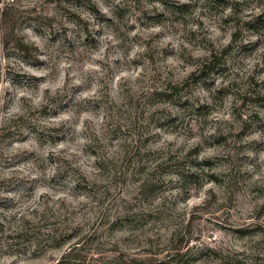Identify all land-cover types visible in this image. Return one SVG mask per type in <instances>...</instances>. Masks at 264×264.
Here are the masks:
<instances>
[{
	"label": "rangeland",
	"instance_id": "rangeland-1",
	"mask_svg": "<svg viewBox=\"0 0 264 264\" xmlns=\"http://www.w3.org/2000/svg\"><path fill=\"white\" fill-rule=\"evenodd\" d=\"M173 247L264 264V0H0V264Z\"/></svg>",
	"mask_w": 264,
	"mask_h": 264
},
{
	"label": "trees",
	"instance_id": "trees-1",
	"mask_svg": "<svg viewBox=\"0 0 264 264\" xmlns=\"http://www.w3.org/2000/svg\"><path fill=\"white\" fill-rule=\"evenodd\" d=\"M215 63V60H214V58H205L204 60H202L201 61V63H200V65L197 67V70H199V71H203L204 69H208V68H212L213 66V64ZM73 247H75V246H73ZM72 249V248H71ZM70 249V250H71ZM173 250V253H170V252H168L166 255H165V260H175V262H173L174 264H179V262H177V257H179V256H181L182 255V252H180L178 249H176V247H173L172 248ZM175 249V250H174ZM69 250V251H70ZM63 257H66V255L65 256H63ZM62 262V261H61ZM57 264H60V262H59V260H58V262H57ZM124 264H144L143 263V261L142 260H134V259H130V260H128V262L126 263V261L124 262Z\"/></svg>",
	"mask_w": 264,
	"mask_h": 264
}]
</instances>
